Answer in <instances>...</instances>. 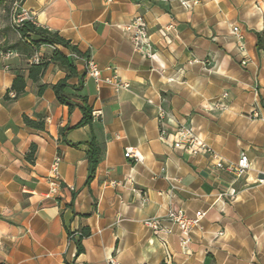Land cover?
<instances>
[{"label": "crops", "instance_id": "0c3cea01", "mask_svg": "<svg viewBox=\"0 0 264 264\" xmlns=\"http://www.w3.org/2000/svg\"><path fill=\"white\" fill-rule=\"evenodd\" d=\"M182 1L192 0H23L19 10L36 25L86 53L75 66L85 74L82 92L103 153L86 184L90 129L61 134L79 121V109L68 112L49 86L37 95L30 81L5 100L14 74L0 60V264H264V50L256 45L264 0H198L188 8ZM137 18L142 44L130 32ZM87 58L126 86L96 85ZM64 75L49 64L42 82ZM23 115L43 116L44 129L26 126ZM178 126L191 127L209 151L173 148ZM31 144L34 162L26 158ZM125 148L138 160L125 158ZM242 152L249 165L236 176L225 168ZM169 209L204 212L185 246L176 231L163 245L144 225ZM82 227L90 233L75 256L67 229L76 238Z\"/></svg>", "mask_w": 264, "mask_h": 264}, {"label": "trees", "instance_id": "16d2710c", "mask_svg": "<svg viewBox=\"0 0 264 264\" xmlns=\"http://www.w3.org/2000/svg\"><path fill=\"white\" fill-rule=\"evenodd\" d=\"M13 2L18 4L17 9L19 11V7L23 0H0V7L9 12ZM14 31L17 33L18 38L12 44L0 48V51L3 53L12 51L16 52L18 56L17 61L8 63L7 70L11 71L14 74V77L9 89H7L4 94V99H10L8 95L10 92L13 93V99L18 98L25 92L27 81H30L36 85L37 95H42L45 89L49 86L57 101L60 104L67 106L68 112H71L75 107L79 109L81 113L79 121L71 127L61 129V134H63V130L67 131L71 128L83 126L89 127L90 136L86 143L88 173L85 180V183L88 184L94 175L99 160L101 159L103 145L97 140L92 131V126L95 121L93 108L88 102L87 95L82 92V81L85 74H79L75 66V60L77 58L87 57V55L86 53H82L70 39L61 36L58 31L36 25L30 19H24L16 24ZM256 45L258 48L264 50V39L260 33H257ZM41 47H46L50 50L49 52L40 53ZM62 49L66 50L68 53H64ZM35 54L38 56V61L30 62ZM49 64L56 65L65 73L63 78L51 85L42 82L43 75ZM73 78H76V84L69 83V80ZM22 118L24 124L30 128L43 130L45 127L43 116H40L36 120L30 119L26 115H23ZM64 141L71 146L77 145L76 143H71L65 139ZM35 153L36 145L31 144L26 153L27 160L34 162ZM68 206L72 207V202H70ZM89 233L88 227H82L79 229L77 237L73 238V232L67 229L69 239L73 240L75 244V256L84 251L82 240L87 237Z\"/></svg>", "mask_w": 264, "mask_h": 264}, {"label": "built area", "instance_id": "2783aa9c", "mask_svg": "<svg viewBox=\"0 0 264 264\" xmlns=\"http://www.w3.org/2000/svg\"><path fill=\"white\" fill-rule=\"evenodd\" d=\"M198 0H192L191 2L188 1H182V5L185 7H190L192 4L197 3ZM15 9L18 8V4L14 3ZM24 19H30L31 16L27 11L19 10V12L16 14V24L20 23ZM137 22L134 26V30H130L133 34L137 33L139 35L138 37H141L139 40L137 38V35H132V40L135 41V44L139 42V44L144 43V37L143 35L140 36V34L143 31L144 23L141 22L139 18L135 19ZM130 29V28H128ZM239 29L237 25H233L231 28V33L233 36H235L237 39L240 38ZM17 56L16 52L8 51V52H1L0 51V60H3L5 64L3 65V68L7 70L8 68V60L13 57ZM154 54L149 56L150 58H153ZM38 56L35 54L30 62H37ZM85 72L86 75L93 78L96 85H99L101 82H106L112 84L115 88H119L122 86H126V83L120 81L117 79L116 76L111 77H102L101 71L98 68L97 64L91 59L87 58L85 63ZM165 113L162 109H159L158 111V120L162 122V120L165 117ZM164 130H161V138L163 137ZM172 146L173 148L188 152L190 154H197V153H204L209 151V148L202 143V141L199 139L198 136L194 134L191 127H184V126H178L175 132L173 133V139H172ZM264 150V145H263ZM211 156L213 158H217V155H215L213 152H211ZM124 157L131 159V160H138V154L132 150L131 148H125L124 150ZM59 162V158L56 157L52 163V171L54 176L56 175L57 165ZM216 165L218 167H221L220 161L216 162ZM249 162L247 159V156L245 153H240L236 164L229 165L225 169L228 171H232L236 176L243 175L248 168ZM53 176V177H54ZM204 216L203 211H196L193 215H187L182 209H169L165 217L163 218H152L144 221V225L151 229L153 233L159 237L163 245H166L165 238L171 234H173L175 231L177 233V237L179 240V243L181 246H185L190 241V235L192 230L195 227L199 226V223L201 219ZM110 264H115V261L113 258L109 259Z\"/></svg>", "mask_w": 264, "mask_h": 264}, {"label": "rangeland", "instance_id": "374dc122", "mask_svg": "<svg viewBox=\"0 0 264 264\" xmlns=\"http://www.w3.org/2000/svg\"><path fill=\"white\" fill-rule=\"evenodd\" d=\"M18 12V9H15L14 2L9 12L0 7V48L12 44L18 38L17 33L14 31Z\"/></svg>", "mask_w": 264, "mask_h": 264}]
</instances>
